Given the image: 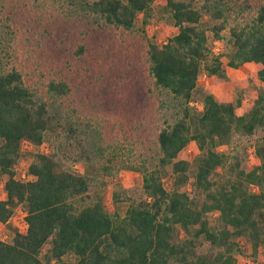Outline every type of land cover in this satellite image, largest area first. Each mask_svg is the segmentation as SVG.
Wrapping results in <instances>:
<instances>
[{
	"label": "trees",
	"instance_id": "obj_1",
	"mask_svg": "<svg viewBox=\"0 0 264 264\" xmlns=\"http://www.w3.org/2000/svg\"><path fill=\"white\" fill-rule=\"evenodd\" d=\"M154 2L64 0L63 5L69 16L86 25L130 29L138 14L146 21ZM159 9L177 27L160 43L145 39L147 70L164 124L155 133L153 160L118 165L141 172L144 196L135 199L123 189H113L112 209L104 207L98 188L102 175L118 167L98 164L106 145L99 129L71 113L74 108L65 99L68 83L48 80V95L42 97L23 81L17 67L4 69L0 64V174H5L0 223L7 222L17 204L25 222L22 231L12 227L9 240L0 238V264H240L233 234L245 235L253 253L264 242V3L231 23L229 0H161ZM204 15L218 21L204 25ZM226 26L227 50L210 54L206 29L220 37ZM221 54L230 66L258 63L256 74L263 85L242 112L210 92L202 94L194 110L190 96L199 70L224 76ZM256 130L260 134L253 152L258 162L244 169L236 154L222 146ZM46 131L53 140L51 149H37L24 170L26 177H17L22 142L37 146ZM190 140L197 152L188 160L180 152ZM67 160L94 170L74 171L65 165ZM188 172L203 192L200 202L181 187ZM168 173L166 186L163 177ZM123 202L121 214L118 206ZM207 211L216 212L217 225L208 223ZM178 229L186 236L178 237ZM197 240L219 249L213 254L196 252ZM44 243L48 246L41 252Z\"/></svg>",
	"mask_w": 264,
	"mask_h": 264
},
{
	"label": "rangeland",
	"instance_id": "obj_2",
	"mask_svg": "<svg viewBox=\"0 0 264 264\" xmlns=\"http://www.w3.org/2000/svg\"><path fill=\"white\" fill-rule=\"evenodd\" d=\"M264 0H229L231 7L228 23L246 15L257 3ZM161 0H155L153 12L142 22L138 14L134 25L124 29L113 25L95 27L86 25L78 17L69 16L64 0H0V64L6 69L17 67L23 81L42 97H47L46 84L50 79H62L69 85L66 100L71 112L99 129L101 141L106 145V155L98 164L109 162L117 171L102 175L99 186L104 207L113 208L110 193L113 189H123L126 194L137 199L144 196L141 188V172L133 168L119 167V163H149L157 152L155 133L164 124V117L158 109V95L153 88L145 59V39L158 43L172 35L177 27L166 12L159 9ZM218 20L202 17L204 25ZM227 23V25H228ZM210 54L223 53L228 48L227 26L214 37L206 29ZM81 45V46H80ZM80 47V48H79ZM224 63V76L208 74L200 68L197 84L190 96L194 110L201 104L204 92H210L217 99L235 104L237 112H242L252 103L256 90L263 85L256 70L259 64L246 61L237 66L225 64L227 57L221 54ZM260 134L256 130L249 136H239L222 146L239 159V166L250 168L258 162L253 152V141ZM24 143V142H22ZM53 140L46 131L42 143L33 146L21 144L20 157L15 165V175L24 178L27 163L33 153L40 148L51 149ZM197 152L196 144L190 140L181 150L180 157L190 160ZM230 158V157H229ZM231 159V158H230ZM65 165L77 172H93L78 161H65ZM221 171V168H218ZM169 171V169H167ZM5 174H0V197H4L2 183ZM164 185L169 186V173L163 177ZM193 177L188 172L187 181L181 186L196 202L203 198V192L194 186ZM252 189L255 186L250 185ZM125 202L118 208L122 214ZM23 208L13 207L7 222L0 223V238L9 240L12 227L22 231L25 228ZM215 211H207L210 225H217ZM178 237L186 236L178 229ZM237 250H234L236 263L264 264V242L253 253L245 235L233 234ZM48 246L44 243L41 252ZM219 249L207 241L197 240L195 251L213 254Z\"/></svg>",
	"mask_w": 264,
	"mask_h": 264
},
{
	"label": "built area",
	"instance_id": "obj_3",
	"mask_svg": "<svg viewBox=\"0 0 264 264\" xmlns=\"http://www.w3.org/2000/svg\"><path fill=\"white\" fill-rule=\"evenodd\" d=\"M23 144L25 145L26 142L24 141V143H22V145H23ZM40 150H42V151H47V148H46V147H45V149L40 148ZM22 175L25 176V172H23Z\"/></svg>",
	"mask_w": 264,
	"mask_h": 264
},
{
	"label": "crops",
	"instance_id": "obj_4",
	"mask_svg": "<svg viewBox=\"0 0 264 264\" xmlns=\"http://www.w3.org/2000/svg\"><path fill=\"white\" fill-rule=\"evenodd\" d=\"M258 64V63H257ZM220 100H224V99H220Z\"/></svg>",
	"mask_w": 264,
	"mask_h": 264
}]
</instances>
